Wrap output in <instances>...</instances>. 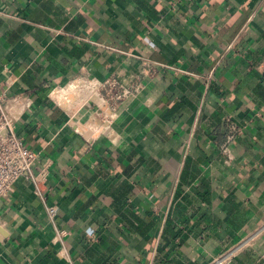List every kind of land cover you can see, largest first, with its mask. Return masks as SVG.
I'll return each instance as SVG.
<instances>
[{
	"label": "crops",
	"instance_id": "0c3cea01",
	"mask_svg": "<svg viewBox=\"0 0 264 264\" xmlns=\"http://www.w3.org/2000/svg\"><path fill=\"white\" fill-rule=\"evenodd\" d=\"M85 74L143 91L111 112ZM1 94L58 209L20 179L0 264H264V0H0Z\"/></svg>",
	"mask_w": 264,
	"mask_h": 264
},
{
	"label": "built area",
	"instance_id": "2783aa9c",
	"mask_svg": "<svg viewBox=\"0 0 264 264\" xmlns=\"http://www.w3.org/2000/svg\"><path fill=\"white\" fill-rule=\"evenodd\" d=\"M152 72L156 74L158 69H153ZM16 80L17 77L14 74L10 75V82L14 83ZM72 84H76L77 88L84 91L95 93L97 101L89 100L88 102H93L98 108L106 106L111 112H116L123 103L138 97L143 91L141 85L125 84L116 74H112L104 80L94 79L89 74H85ZM30 105L31 102L21 104L18 97L9 98L4 94L0 95V204L10 198L16 183L20 179L26 178L34 184L38 198L46 204L47 214L50 220L54 221L58 208L56 205L47 204V197L43 190L46 179L42 177L46 171L44 169L38 171L37 153L29 148L25 139L17 133L18 117L13 112V108L18 106L21 111H24ZM95 113L98 116L102 115L99 109ZM225 125L224 141L219 145V149L227 164H231L234 161L233 147L236 141L245 134L246 126L240 125L231 117L226 119ZM246 243L243 242L216 258L212 264H231Z\"/></svg>",
	"mask_w": 264,
	"mask_h": 264
},
{
	"label": "bare ground",
	"instance_id": "6f19581e",
	"mask_svg": "<svg viewBox=\"0 0 264 264\" xmlns=\"http://www.w3.org/2000/svg\"><path fill=\"white\" fill-rule=\"evenodd\" d=\"M70 90V89H69ZM71 92H72V90H71ZM66 93H67V91H66ZM69 93V92H68ZM75 93H78V92H75ZM69 94H71V93H69ZM63 95H64V92H55V93H53V98L56 100V101H58L59 103H63ZM74 96H75V94H74ZM79 96V95H78ZM84 97V96H83ZM85 97H87V96H85ZM84 97V98H85ZM89 97V96H88ZM93 97V100H95V101H97V97H96V94L94 93V95L92 96ZM82 100V99H81ZM79 106V105H78ZM114 116H112V118H113ZM87 127V126H86ZM108 126H102L100 129H99V131H97V132H95V136H98L100 133H101V131H104L106 128H107ZM80 129V128H79ZM108 129V128H107ZM85 130V129H84ZM81 131V130H80ZM84 132H87V133H89V131L88 130H86V131H84ZM86 134V133H85ZM91 134H93V132H91ZM87 135V134H86ZM88 136V135H87ZM90 137V136H89Z\"/></svg>",
	"mask_w": 264,
	"mask_h": 264
},
{
	"label": "water",
	"instance_id": "95a60500",
	"mask_svg": "<svg viewBox=\"0 0 264 264\" xmlns=\"http://www.w3.org/2000/svg\"><path fill=\"white\" fill-rule=\"evenodd\" d=\"M67 99H69V98H67ZM75 99H76L75 96L71 97V100H75ZM71 100H66L65 102L61 103V105L64 106V108H66L67 105L69 104V102H71Z\"/></svg>",
	"mask_w": 264,
	"mask_h": 264
},
{
	"label": "rangeland",
	"instance_id": "374dc122",
	"mask_svg": "<svg viewBox=\"0 0 264 264\" xmlns=\"http://www.w3.org/2000/svg\"><path fill=\"white\" fill-rule=\"evenodd\" d=\"M76 87H77V85L75 84V86L73 87V89H77ZM78 89H80V88H78Z\"/></svg>",
	"mask_w": 264,
	"mask_h": 264
}]
</instances>
